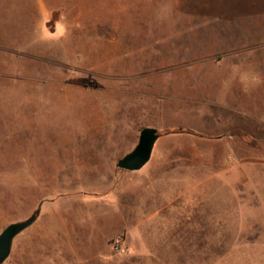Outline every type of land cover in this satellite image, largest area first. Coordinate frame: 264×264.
Here are the masks:
<instances>
[{"label":"rangeland","instance_id":"rangeland-1","mask_svg":"<svg viewBox=\"0 0 264 264\" xmlns=\"http://www.w3.org/2000/svg\"><path fill=\"white\" fill-rule=\"evenodd\" d=\"M36 211L3 264H264V0H0V233Z\"/></svg>","mask_w":264,"mask_h":264},{"label":"water","instance_id":"water-1","mask_svg":"<svg viewBox=\"0 0 264 264\" xmlns=\"http://www.w3.org/2000/svg\"><path fill=\"white\" fill-rule=\"evenodd\" d=\"M159 136L160 133L155 128H142L139 132L138 143L130 152L117 161L116 167L129 172L139 171L149 161L154 144ZM37 216L38 211L24 221L9 224L0 233V264L8 259L14 238L30 227Z\"/></svg>","mask_w":264,"mask_h":264},{"label":"crops","instance_id":"crops-1","mask_svg":"<svg viewBox=\"0 0 264 264\" xmlns=\"http://www.w3.org/2000/svg\"><path fill=\"white\" fill-rule=\"evenodd\" d=\"M129 172V171H128ZM162 178V179H159ZM164 177H155L153 180L157 181V188H162L160 185V182H163L165 179ZM134 188V186H133ZM137 188V187H135ZM159 197V196H158ZM157 197V198H158ZM137 203L138 200H135L132 196H129L127 198V203ZM153 203V201H150ZM144 203V201H142ZM158 203V201L156 202ZM37 219V218H36ZM36 221V220H35ZM29 228V227H28ZM27 228V229H28ZM26 230V229H25ZM134 230H136L137 235H143L142 230L137 228V227H127V231H130L131 234L134 233ZM143 245V244H142ZM30 250V248H29ZM30 252V251H29ZM189 250H182L177 247H166L165 249H152L147 246L142 247V249H139L137 251H132V253L140 254L143 256L145 259L141 260L140 262H132L130 264H198L199 261L195 259L196 256H191L189 254ZM29 258H32V255H30ZM82 264H88L87 261L82 260L80 261ZM222 264V263H221Z\"/></svg>","mask_w":264,"mask_h":264}]
</instances>
